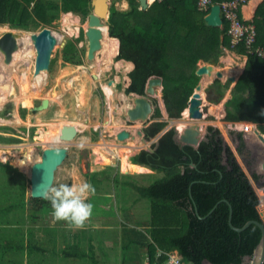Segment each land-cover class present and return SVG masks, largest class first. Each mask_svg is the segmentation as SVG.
Segmentation results:
<instances>
[{"label":"rangeland","instance_id":"obj_1","mask_svg":"<svg viewBox=\"0 0 264 264\" xmlns=\"http://www.w3.org/2000/svg\"><path fill=\"white\" fill-rule=\"evenodd\" d=\"M108 3L109 7L113 5L118 9L129 6L128 0H108ZM249 9L245 14L249 13ZM87 17L81 20L77 13L65 15L61 11L52 22L42 23L43 25L34 29L0 24V36L7 29L24 34V37L16 36L18 49L11 59L5 58L6 63L0 52V96H3L0 99V150H15V155L25 153L28 156L25 171L14 166L13 155L8 158L10 160L0 159V209L9 206L7 210H0V264H94L87 255L75 257L62 252V249H67L87 253V241L91 239L87 235V222L84 228L73 229L65 221H54L50 202L30 195V166L40 158L43 148L62 143L66 145V155L54 170V182L70 185L88 182L93 185L95 194L90 195L86 201L93 205L91 217L102 216L103 213L113 217L116 213L112 198L108 199L107 193H117L120 186L132 181L151 183L162 175V171L130 160L131 155L142 148L146 149V145L152 146L157 138L156 135L146 138L142 145L128 149L132 143L141 139L137 129L143 125L141 121L129 120L125 112V107L132 102V98L124 91L129 83L125 78L128 73L124 70V65H117L121 60L116 59V54H109L107 44L106 47L102 44L96 49L92 58L88 57V40L84 33ZM45 26L52 30L57 42L51 52L49 67L34 74L36 52L30 35ZM104 32L108 34V30ZM68 39L74 41V49L67 55L61 49ZM244 52L245 54L238 53L230 47L220 45L215 61L202 58L197 61V66L209 63L215 68L213 74L201 79L202 117L197 123L201 128L202 139L211 133L209 127L218 130L223 144L233 154L247 178V185L257 201L255 208L258 220L264 222V143L261 144L254 134L261 148L257 146L245 130L251 132L254 127L263 135V139L264 133L253 121L229 120L226 117L225 102L231 96L236 79L245 69L247 52ZM215 79H219L223 85V94L219 99H215L213 90L209 89L207 92V87ZM4 83L10 84L11 90L8 91V85H2ZM107 84L111 85L109 94L105 91H108L105 89ZM44 97L49 100L47 107L32 109ZM148 97L153 106L152 114L158 107L161 112L158 119L165 121L161 130L175 128L174 121L183 116L168 115L161 98V88L157 94ZM152 114L150 121L156 119ZM60 122L77 125L78 132L72 140L63 141L54 134L45 140L39 138L42 132L55 130ZM247 124L251 125V129L245 127ZM62 125L63 123L60 128ZM122 128L128 129L131 134L123 140L116 137ZM103 146L114 148L106 150ZM29 147H32L31 151L28 150ZM132 191L134 195L132 187H125L126 193L131 194ZM142 200L144 207L140 215H150V200L145 197ZM99 240L102 241L101 238ZM9 241L14 247L7 249L5 243ZM32 246L41 247L42 250L31 248ZM96 248L98 251L95 255L103 260L100 264H110L100 242ZM147 256H137L132 263L128 256L126 264H150ZM144 257L146 258L142 259Z\"/></svg>","mask_w":264,"mask_h":264},{"label":"trees","instance_id":"obj_2","mask_svg":"<svg viewBox=\"0 0 264 264\" xmlns=\"http://www.w3.org/2000/svg\"><path fill=\"white\" fill-rule=\"evenodd\" d=\"M128 5L126 9L111 5L107 21L108 34L118 39L116 59L133 64L124 91L142 94L148 77L160 76L161 97L170 117L180 116L187 106L199 80L195 73L199 59L215 61L220 45L245 54L242 44L230 46L227 21L222 18V26L204 24V13L197 10L194 0L153 1L145 10L139 8L138 0H128ZM89 8L90 0H0V24L34 29L52 22L61 11L77 13L84 20ZM252 22L256 29L255 45L264 48V0L257 4ZM73 49L74 41L68 39L61 51L67 54ZM222 87L219 79H215L207 92L213 90L215 99H219ZM225 105L227 119L253 121L264 133V55L247 52L245 69ZM160 114L156 107L152 114L156 119L143 127L145 138L156 135L164 127L165 121L158 119ZM245 127L251 129L250 124ZM209 130L211 133L206 138L192 146L176 141V129L170 127L152 144L154 150L142 148L130 156L132 162L162 171L160 177L147 185L135 184L138 195L150 200L151 240L143 244L151 262L164 259V251L176 249L192 264L204 261L247 264L246 257L253 253L260 239L261 230L253 222L241 231L229 225V204L232 224L241 226L248 219H259L257 201L218 130L212 127ZM245 131L260 147L252 132ZM14 153L0 154V159L10 160L13 155L14 166L25 171L28 156ZM8 208L3 206L0 210ZM5 247L14 246L9 241ZM31 248L42 250L38 246ZM158 250H161L159 255ZM62 252L75 257L87 255L67 249Z\"/></svg>","mask_w":264,"mask_h":264},{"label":"water","instance_id":"obj_3","mask_svg":"<svg viewBox=\"0 0 264 264\" xmlns=\"http://www.w3.org/2000/svg\"><path fill=\"white\" fill-rule=\"evenodd\" d=\"M140 9L145 10L148 8L149 4L147 0H138ZM90 5L93 7L94 12L89 13L87 17V28L85 29V36L88 40V48L87 55L89 58L94 56V52L101 46L100 37L101 31L100 26L104 23L107 26L108 14H109V3L108 0H90ZM204 23L206 25L213 26H221L222 25V17L220 15V5L215 2L210 6L209 12L204 16ZM19 35L18 32L13 30H8L4 32L0 36V48L4 51L5 57L7 59H11L14 51L18 49V42L16 41V36ZM31 41L34 45L36 56L34 63V74H38L42 70H46L50 64L51 51L57 41V37L53 34L52 30L45 26L41 28L38 32H32L30 35ZM214 66L209 63H201L196 69L195 73L200 76L197 84L194 86V89L188 99L187 106L183 109L187 108L188 116L190 119L187 122L183 130L180 131L177 129L175 125L176 134L175 140L180 142L181 144H188L192 146H197L201 138V128L198 125L197 121L202 117V112L200 110L201 104V79L203 75H211L214 72ZM220 75V72H217ZM111 81H109V84ZM158 87L162 88V78L160 76H150L147 79L145 84L144 93L138 94L135 92H130L128 95L133 99V105L128 107L126 114L129 120H138L142 122V126L137 129L138 135L141 136L142 141H146V138L143 134V127L150 122L151 114L153 106L151 101L149 100L148 95L157 94ZM162 98V97H161ZM49 101L47 98H42L38 105L32 107V109H41L43 107H47ZM183 112V111H182ZM183 113H181V117ZM183 118H179L178 120H182ZM177 120V121H178ZM152 121V120H151ZM166 129L160 130L156 134V138H158ZM78 132V127L74 123H63L60 131L58 133L59 139L63 141L72 140ZM130 131L128 129L122 128L120 129L116 137L118 139L123 140L124 138L129 137ZM262 136V134H259ZM59 148V152L55 151V149ZM147 150H154V147L151 145H146ZM67 152V147L64 143L60 145H50L43 148L41 152V159L34 162L30 174H29V182H30V195L33 197H37L34 195L36 186L40 184L42 175L46 172L51 173L55 170V168L62 162ZM214 207V206H213ZM209 210V212L213 209ZM197 212V209H196ZM232 215V207L229 204V214H228V222L229 225L237 230L241 231L245 227H247L250 223H255L261 230L260 239L255 246L253 253L250 256H247L245 259V263L247 264H263L264 263V222L262 220L256 219H248L241 226H235L231 222ZM209 263L208 261H206ZM152 264H157L153 262ZM210 264V263H209Z\"/></svg>","mask_w":264,"mask_h":264},{"label":"crops","instance_id":"obj_4","mask_svg":"<svg viewBox=\"0 0 264 264\" xmlns=\"http://www.w3.org/2000/svg\"><path fill=\"white\" fill-rule=\"evenodd\" d=\"M260 1L261 0H249L242 9L244 17L252 19L255 8ZM248 9L249 13L245 14ZM128 82L129 77L127 83ZM132 183H126L122 187L120 186V190L118 189L119 193L117 190V193L106 194V196H109L108 199L110 197L112 198L115 206L116 213L113 217H109L103 213L102 216L97 215L95 217H90L87 221V235L91 237V239L87 241V256L94 264H100L103 261L102 259L100 260V257L95 255L98 251L96 247H98L99 242L102 245L104 253H107L109 258L107 262L110 264H126V262L129 261L127 259L128 256L131 257L129 262L132 263L137 259V256L148 255L147 247L143 242L151 240L148 233L151 212L150 215L147 216L140 215L144 203L142 202V197L138 195L135 184L139 185L141 183L138 181H132ZM126 186L132 187L135 194L133 195V191L131 194L126 193ZM124 212L126 213L123 214ZM100 238L102 241L99 240ZM82 252L85 253V251ZM145 258L146 257L142 259ZM153 262L150 261V264ZM103 264L106 263L103 262ZM203 264L209 263L204 261Z\"/></svg>","mask_w":264,"mask_h":264},{"label":"clouds","instance_id":"obj_5","mask_svg":"<svg viewBox=\"0 0 264 264\" xmlns=\"http://www.w3.org/2000/svg\"><path fill=\"white\" fill-rule=\"evenodd\" d=\"M54 175V171L43 174L34 195L50 202L54 221H65L73 229L84 228L93 211V205L86 201L95 194V187L88 182L56 184Z\"/></svg>","mask_w":264,"mask_h":264},{"label":"built area","instance_id":"obj_6","mask_svg":"<svg viewBox=\"0 0 264 264\" xmlns=\"http://www.w3.org/2000/svg\"><path fill=\"white\" fill-rule=\"evenodd\" d=\"M150 5L153 1L162 2L164 0H147ZM249 0H222L220 5V15L227 21L226 34L229 36L231 45L242 44L246 52H256L258 55H264V48L261 45H255L256 29L252 19L244 17L243 7ZM197 10L204 13L209 12L210 6L215 3L212 0H194ZM140 8V5H139ZM161 250L157 251V255ZM165 258L155 261L157 264H192L183 259L176 249L164 251Z\"/></svg>","mask_w":264,"mask_h":264},{"label":"bare ground","instance_id":"obj_7","mask_svg":"<svg viewBox=\"0 0 264 264\" xmlns=\"http://www.w3.org/2000/svg\"><path fill=\"white\" fill-rule=\"evenodd\" d=\"M94 12V10H93V7L90 5V8H89V11L87 12L88 14L89 13H93ZM65 15H68L69 13H71V11H67V12H63ZM205 24V23H204ZM0 27H1V25H0ZM86 28H87V24H86ZM85 28V29H86ZM100 31H101V37H100V43H101V45L103 44V45H105V44H107V46H108V49H109V51H110V53L109 54H111V56L112 55H114V54H116V51H117V44H118V42H117V38L116 37H113V36H110V35H108V34H105V28H106V25L103 23L100 27ZM8 30H10V29H7L6 31H8ZM106 30H107V28H106ZM6 31H4V32H6ZM18 32V31H17ZM22 32V31H21ZM84 33H85V31H84ZM19 35L20 36H23L24 34H20L19 33ZM24 37V36H23ZM57 42V41H56ZM101 47V46H100ZM104 47H106V45L104 46ZM28 51V50H27ZM0 52L3 54V62L4 63H6L5 61H6V57H5V53H4V51L0 48ZM52 52V51H51ZM121 60V62H120V64H118V62H117V65H124L123 67H125V71H127V73H128V71L132 68V62H130V61H128V60H125V59H120ZM14 70H12V72H13ZM233 71V70H232ZM17 73V72H16ZM16 73H15V75H16ZM223 74H224V72H223ZM14 75V74H13ZM14 75V76H15ZM203 76H207L208 77V75H203ZM202 76V77H203ZM19 78V77H18ZM125 78H127L128 79V77L126 76ZM149 78V77H148ZM219 78V77H218ZM229 79V78H228ZM227 79V80H228ZM11 80V79H10ZM19 80V79H18ZM237 80V79H236ZM25 83V82H24ZM30 84V83H29ZM201 84H202V86H203V82H201ZM2 85H4V86H7L8 87V91L9 90H11V86H10V84H2ZM22 86V85H21ZM27 86V85H26ZM3 87V86H2ZM30 87H31V85H30ZM4 88V87H3ZM21 88V87H20ZM31 89V88H30ZM158 91H159V88L157 89ZM109 91V90H108ZM108 91L106 92V93H108ZM4 92V91H3ZM38 92V91H37ZM110 93V92H109ZM108 93V94H109ZM2 93H0V95H1ZM28 95V94H27ZM1 97V96H0ZM3 97V96H2ZM2 97L0 98V99H2ZM28 97V96H27ZM45 98V97H44ZM47 98V97H46ZM48 99V98H47ZM80 100V99H79ZM49 101V100H48ZM128 103V102H127ZM133 105V99H132V102L130 103V105L128 104L125 108V112L127 111V109H128V107H130V106H132ZM183 119L182 120H176V122H175V125L177 126V129L178 130H180V131H182L183 130V127H184V125L187 123V122H189L190 121V119L191 118H189V116H188V111H187V108L185 109V110H183ZM62 123H67V122H60V123H58V125L55 127V130H51V132H52V134H51V132H50V130L49 131H44V132H42V134L39 136V138H42L43 140H45V139H47L48 137H49V135L51 136V135H56V137L59 139V137H58V133H59V131H60V126H61V124ZM72 123V122H71ZM52 125V124H51ZM251 132H252V134H253V136H254V138H255V140H256V136H258V138H257V140L261 143V144H263L264 143V139H263V137L262 136H259V133L255 130V128L253 127L252 128V130H251ZM256 136H255V135ZM134 137V136H133ZM139 137V136H138ZM131 142V141H130ZM100 143V142H99ZM142 143H143V141L140 139L139 140V142L137 141V142H134V143H132L131 144V146H129L128 147V149H133V148H136V147H138V146H140V145H142ZM264 145V144H263ZM104 148H106V150H111V149H113V148H109L108 146H103ZM31 149H32V147H29L28 148V150L29 151H31ZM105 150V151H106ZM13 151H15V150H13ZM25 151H27V149L25 150ZM9 152H11V151H8V152H6V151H3V150H0V154H6V153H9ZM16 152V151H15ZM100 154H102V152H99ZM41 159V156H40V158L38 159V160H40ZM38 160H36V161H38ZM36 161H34V162H36ZM33 162V163H34ZM33 163L31 164V166H30V170H31V167H32V165H33ZM30 170H29V174H30Z\"/></svg>","mask_w":264,"mask_h":264},{"label":"flooded vegetation","instance_id":"obj_8","mask_svg":"<svg viewBox=\"0 0 264 264\" xmlns=\"http://www.w3.org/2000/svg\"><path fill=\"white\" fill-rule=\"evenodd\" d=\"M87 17V16H86ZM105 31H106V28H105ZM109 35V34H108ZM66 43V42H65ZM88 48V47H87ZM76 53H77V51H76ZM86 54H87V50H86ZM87 56V55H86ZM105 89H108L109 91H108V93L109 92H111V85H108L107 84V86H105ZM106 92H107V90H105ZM152 119V118H151ZM174 121V120H173ZM176 121V120H175ZM175 121H174V124H175ZM155 136V135H154Z\"/></svg>","mask_w":264,"mask_h":264}]
</instances>
